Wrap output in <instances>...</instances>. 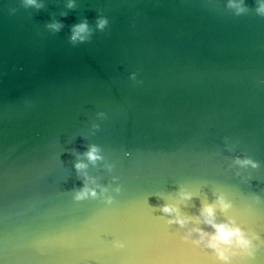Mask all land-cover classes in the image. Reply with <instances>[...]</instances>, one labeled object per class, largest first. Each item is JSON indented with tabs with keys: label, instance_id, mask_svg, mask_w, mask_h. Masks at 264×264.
I'll use <instances>...</instances> for the list:
<instances>
[{
	"label": "water",
	"instance_id": "1",
	"mask_svg": "<svg viewBox=\"0 0 264 264\" xmlns=\"http://www.w3.org/2000/svg\"><path fill=\"white\" fill-rule=\"evenodd\" d=\"M38 4L0 0V264H219L160 211L181 186L190 214L223 192L220 218L256 237L233 264H264L260 0ZM93 144L86 171L111 203L75 198Z\"/></svg>",
	"mask_w": 264,
	"mask_h": 264
},
{
	"label": "clouds",
	"instance_id": "2",
	"mask_svg": "<svg viewBox=\"0 0 264 264\" xmlns=\"http://www.w3.org/2000/svg\"><path fill=\"white\" fill-rule=\"evenodd\" d=\"M27 4L40 6L38 0H25ZM229 7L235 8L237 12H243V0H228ZM258 12L264 14V0H260ZM106 20L101 19L98 26L103 28ZM53 28H59L61 25L53 23ZM88 25L86 22L75 25L73 28L72 39H86ZM87 160H78L76 168L78 172L84 177L82 187L76 192V199H85L88 197H98L104 194V198L108 203H111L113 197L107 195L108 188L97 182L96 177L90 176L86 169L88 168L87 161L93 164L97 161L103 160V154L98 145H90L88 150L82 154ZM235 163L240 166L251 165L257 166V162L251 158L237 157ZM111 169V165H108ZM119 190V189H117ZM198 195L187 187L181 186L176 194L175 200L162 194V199L165 203L160 205V211L168 218L169 224L179 225L185 229L184 238H194L195 243L210 249L219 259V264H233V257L248 256L254 254V240L255 234L246 230L234 216L226 215L223 219L218 215V208L220 212L227 213L232 208V202L227 196L217 191L214 193V199L209 202L206 198L202 200L195 213H188L181 204H190L191 207H197L193 201V197ZM207 226V227H205Z\"/></svg>",
	"mask_w": 264,
	"mask_h": 264
}]
</instances>
